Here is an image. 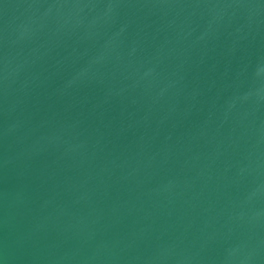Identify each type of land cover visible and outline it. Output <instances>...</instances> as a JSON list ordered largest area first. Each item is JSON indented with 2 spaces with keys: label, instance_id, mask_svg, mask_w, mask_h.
<instances>
[{
  "label": "water",
  "instance_id": "obj_1",
  "mask_svg": "<svg viewBox=\"0 0 264 264\" xmlns=\"http://www.w3.org/2000/svg\"><path fill=\"white\" fill-rule=\"evenodd\" d=\"M0 264H264V0H0Z\"/></svg>",
  "mask_w": 264,
  "mask_h": 264
}]
</instances>
